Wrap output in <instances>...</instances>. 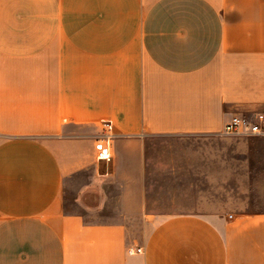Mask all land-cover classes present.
Listing matches in <instances>:
<instances>
[{"label":"crops","instance_id":"obj_1","mask_svg":"<svg viewBox=\"0 0 264 264\" xmlns=\"http://www.w3.org/2000/svg\"><path fill=\"white\" fill-rule=\"evenodd\" d=\"M263 106L264 0H0V264H264L245 196L146 210L144 150Z\"/></svg>","mask_w":264,"mask_h":264},{"label":"rangeland","instance_id":"obj_2","mask_svg":"<svg viewBox=\"0 0 264 264\" xmlns=\"http://www.w3.org/2000/svg\"><path fill=\"white\" fill-rule=\"evenodd\" d=\"M229 137L223 141L218 135L146 136V210L178 212L202 197L214 196L216 187L245 196L247 202L264 209V139L245 143L235 135ZM252 151L259 156L249 167L240 153ZM213 154L219 157H208ZM209 167L218 174L206 177Z\"/></svg>","mask_w":264,"mask_h":264},{"label":"built area","instance_id":"obj_3","mask_svg":"<svg viewBox=\"0 0 264 264\" xmlns=\"http://www.w3.org/2000/svg\"><path fill=\"white\" fill-rule=\"evenodd\" d=\"M107 125V124H106ZM222 133L235 136H259L264 137V106L258 110L234 113L224 123ZM98 159L108 160L110 151L102 142L94 145ZM140 252V248H136Z\"/></svg>","mask_w":264,"mask_h":264}]
</instances>
